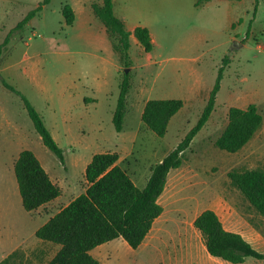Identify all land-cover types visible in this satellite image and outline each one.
I'll return each instance as SVG.
<instances>
[{
    "label": "rangeland",
    "instance_id": "obj_1",
    "mask_svg": "<svg viewBox=\"0 0 264 264\" xmlns=\"http://www.w3.org/2000/svg\"><path fill=\"white\" fill-rule=\"evenodd\" d=\"M42 1L0 0V44ZM73 1L50 0L22 30L13 31L0 57V80L32 103L63 155L60 161L42 144L19 96L0 81V264H47L56 254L59 246L50 242L24 253L42 242L36 230L84 193L85 168L93 155L116 152L117 164L144 188L153 166L197 123L220 67L224 70L214 109L184 150L181 166L168 173L158 199L174 234L166 240V250H183L174 239L184 240L188 222L212 210L227 231L264 252V216L227 177L229 171L264 170V0H208L200 6L195 0H112L126 27H146L153 42L146 53L131 35L126 60L91 43L77 21L64 25L60 7ZM123 74H128L130 87L123 126L116 132L112 114ZM150 99L183 101L163 137L141 120ZM249 104L262 116L255 135L235 153L217 148L214 142L227 124L229 108ZM21 150L34 153L61 191L34 212L22 208L13 171ZM150 248L132 249L118 238L91 255L102 264H227L207 258L206 250L193 259L181 252L171 255V262L155 261ZM243 264L264 260L246 258Z\"/></svg>",
    "mask_w": 264,
    "mask_h": 264
},
{
    "label": "trees",
    "instance_id": "obj_2",
    "mask_svg": "<svg viewBox=\"0 0 264 264\" xmlns=\"http://www.w3.org/2000/svg\"><path fill=\"white\" fill-rule=\"evenodd\" d=\"M206 1L208 0H195V6H200ZM49 2L50 0H43L17 23L0 44V57L13 31L22 30ZM91 9L106 28L111 42H114V52H119L126 60L130 33L126 30L123 20L115 16L112 0L92 3ZM60 12L64 25L71 26L75 20L72 7L64 3ZM132 34L144 52L150 53L153 50L152 38L146 27L137 26ZM223 61L226 62L225 59ZM223 70V67L218 69L206 105L195 126L171 152L153 166L144 188L136 186L117 164L119 155L116 152L92 156L85 168L87 187L84 193L60 209L35 232L36 238L59 246V250L47 264H102L91 255V251L118 238L124 240L132 249L140 246L152 223L163 211L158 198L164 190L168 173L181 166L184 150L206 124L214 109ZM0 81L5 89L19 96L42 144L63 161L62 150L53 140L32 103L4 78ZM129 87L128 74H123L112 114L116 132H120L123 126ZM182 107L183 101L180 99H150L143 107L141 120L156 136L163 137L170 119ZM261 124L262 116L254 104L245 108L230 107L227 124L214 144L221 150L235 153L252 139ZM13 171L21 206L26 212H33L60 195L59 186L50 179L32 151L19 152L13 163ZM227 177L248 203L264 216V170L229 171ZM193 225L204 237L206 251L213 258L230 264H241L246 258L264 260V252L257 251L240 234L227 231L212 210L201 212L194 219Z\"/></svg>",
    "mask_w": 264,
    "mask_h": 264
},
{
    "label": "crops",
    "instance_id": "obj_3",
    "mask_svg": "<svg viewBox=\"0 0 264 264\" xmlns=\"http://www.w3.org/2000/svg\"><path fill=\"white\" fill-rule=\"evenodd\" d=\"M97 1H98L97 3H101L102 2V0L101 1L97 0ZM86 2H88L87 3L88 5H86V7H85L84 6V3H86ZM68 4L72 7V9L74 11V14H75L74 23L76 21L79 23V27L81 29H83L84 36L86 38H88V40L91 43L101 44L103 49L108 50V51H111V52H113L115 54V52L113 50V47H112V42H111V40L108 37V34L106 32V28L95 17V15L92 12V9H91L92 2L90 0H82V3L79 4L78 1L76 0V1H73L71 4L70 3H68ZM113 12H114L115 16H117L118 18H121L122 20L124 19L122 16H119L115 12L114 7H113ZM123 22H124V20H123ZM73 24L71 26H73ZM124 24H125V22H124ZM71 26H69V27H71ZM125 27H126V24H125ZM134 29H135V27H133L131 30L126 27V30L130 33L129 41H130L131 35H133L132 33H133V30ZM114 66H115V69H116V67H117L116 63H114ZM49 203H47V204H49ZM163 211H162L161 215L158 218H156L154 220V222L152 223V226H151L148 234L146 235V237L144 238V240L142 241V243L140 244V246L141 245H145L146 247H151L149 249V252H150V255L154 257V260L155 261H165L166 260V261H170L171 262L173 259H175L171 255H174V254L179 255V254H181V252L183 253L182 256H186L187 255L189 259H193L194 257H197V256L201 257L202 256V252L204 250H206V248H205V240H204V237L202 236V234L200 233V231H198L194 227V225H193V221H194V219L196 217L193 218L191 221L188 222V231H187L188 234H187V237L184 238V240H181V239H178V238H175L174 239V244L175 245L176 244L177 245H183V250H175V251L174 250H171V251H167L166 250V240L167 239L170 240V237H172V235H174V234H173V232H169L168 231L170 228H168L166 226V223L167 222L164 221V219H163V214H164ZM164 226H166L167 229ZM45 242L46 241H42L41 243H38V244L34 245L32 248H30V250L27 253H24V254L25 255H30L33 252V249L36 246H43V245H47V243H49V242H47V243H45ZM48 245H50V244H48ZM17 249H20V248H17ZM14 250H16V249H14ZM56 250L58 251L59 249L56 248ZM13 251H11V253ZM207 258H213V257H211L208 254V257ZM51 259L52 258H50V260ZM214 259H216V258H214ZM216 260H219V259H216ZM222 262H224V261H222ZM214 263L215 264H219V261H215ZM225 263H227V262H225ZM243 263H241V264H243ZM227 264H230V263H227Z\"/></svg>",
    "mask_w": 264,
    "mask_h": 264
},
{
    "label": "water",
    "instance_id": "obj_4",
    "mask_svg": "<svg viewBox=\"0 0 264 264\" xmlns=\"http://www.w3.org/2000/svg\"><path fill=\"white\" fill-rule=\"evenodd\" d=\"M233 45H234L235 47H239V46H240V44H239L238 42H236V41L233 42ZM127 70H128V69H125V73L127 72Z\"/></svg>",
    "mask_w": 264,
    "mask_h": 264
}]
</instances>
